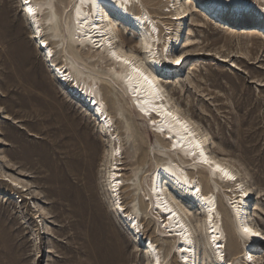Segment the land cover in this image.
<instances>
[{
	"label": "rangeland",
	"instance_id": "374dc122",
	"mask_svg": "<svg viewBox=\"0 0 264 264\" xmlns=\"http://www.w3.org/2000/svg\"><path fill=\"white\" fill-rule=\"evenodd\" d=\"M186 1V8L193 6L190 15L207 25L198 28L190 20L186 27V21L183 34L190 29V47L197 45L199 50L212 51L213 56L187 60L181 67L171 65L168 86H173V91L169 89L172 103L208 134L215 156L229 160L245 183L253 186L257 195L252 197L251 221L264 230V36L252 34L254 25L222 20L225 26L196 8V2L191 5ZM166 5L163 0H143L134 10L145 6L159 22L167 24L163 19ZM129 30L120 31L121 37L132 42L127 41L123 50L132 49L140 57L137 37L128 34ZM181 46L182 42L175 52L181 53ZM60 57L58 53V61ZM221 57L229 62L223 63ZM178 84L183 93L176 90ZM59 85L34 48L18 0H0V264H148L143 246L133 242L131 229L111 210L104 187L107 138L97 132L82 104L70 99ZM105 89L114 114L115 99ZM136 112L127 118L149 145L138 136L128 142L123 120L115 119L122 138L121 167L127 185L132 183L129 179L134 169L141 168L143 173L152 170L155 153L162 149L149 123ZM6 176L19 179L25 188L4 181ZM198 177L210 190L206 173ZM127 185L120 196L129 211L136 197ZM224 192L218 198L227 231L226 259L233 261L244 242L236 237ZM138 199L144 215L147 201L141 196ZM142 227L144 239H152L163 255L169 254L168 264H179L171 251L173 243L163 238L156 219H144ZM257 247L256 261L264 264V241ZM234 263L244 264L241 256Z\"/></svg>",
	"mask_w": 264,
	"mask_h": 264
},
{
	"label": "bare ground",
	"instance_id": "6f19581e",
	"mask_svg": "<svg viewBox=\"0 0 264 264\" xmlns=\"http://www.w3.org/2000/svg\"><path fill=\"white\" fill-rule=\"evenodd\" d=\"M163 1H167L163 11L167 24L159 22L145 6L134 10L143 0H18L34 48L40 52L51 77L60 88L66 89L70 99L82 104L84 112L96 124L97 132L107 138L108 170L104 187L111 210L131 229L135 244L144 242L143 253L148 264L169 263V254L163 255L156 242L152 239L147 242L144 235L140 236L144 219L151 218L156 219L163 238L173 243L171 251L179 264H209V261L210 264H235L240 256L244 264H263L256 261L254 252L257 244L264 241V230L253 225L250 212L255 206V199H251L257 192L245 183L229 160L215 156L208 134L202 133L173 105L170 93L173 86H168L169 80L157 77L158 71L162 76L172 77L170 64L176 67L190 59L213 56L212 51L199 50L197 45L190 47L193 41L187 36L190 29L183 34L186 21V27L190 20L198 28H205L207 23L190 15L193 6L186 8V0ZM195 2L205 11L219 15L227 24L254 25L252 34L264 36V0H189L187 3L195 5ZM121 28L130 29L128 34L132 32L137 37L140 57L132 49L123 50L127 41L132 42L121 37ZM162 29L167 30V37H161ZM160 39L165 43L163 58L155 50L154 41ZM181 42L184 49L177 53L175 50ZM58 53L61 61L57 59ZM221 58L223 63L229 62L227 57ZM133 68L139 69L143 76ZM103 87L115 99L114 114L108 107ZM177 88L183 93L181 85ZM134 110L149 123L162 149L154 154L156 161L152 170L143 173L141 168L134 169L129 179L132 183L127 185L121 167L122 138L115 129V119L123 120V135L128 142L138 136L149 145L147 138L127 118ZM217 165L235 179L225 177L216 169ZM204 172L211 186L208 191L198 177ZM7 177L4 181L25 188L19 179ZM126 185L136 197L129 211L125 210L120 196ZM223 189L236 237L244 242V248L234 254L233 261L226 259L227 231L218 198ZM139 196L147 201L144 215L137 201ZM119 210L122 211L119 213ZM245 228L252 229L256 235L247 234Z\"/></svg>",
	"mask_w": 264,
	"mask_h": 264
},
{
	"label": "snow or ice",
	"instance_id": "6c2138e0",
	"mask_svg": "<svg viewBox=\"0 0 264 264\" xmlns=\"http://www.w3.org/2000/svg\"><path fill=\"white\" fill-rule=\"evenodd\" d=\"M25 2H27V0H25ZM34 12H35V10H33V14H34ZM113 55L115 56L116 54L113 53ZM117 59H120V58L117 57ZM123 62L126 63V64L129 63L127 60H124ZM177 63H179V61H177ZM133 71H134V72H137V73H139L141 76H143V73H142V72H139V69L133 68ZM145 79H147V78L145 77ZM169 115H171V113H169ZM202 155H203V153H202ZM204 162H205V163L208 162L206 158H205ZM216 169H217L218 171L222 172V173L224 174V176L227 177L228 179H235V177L232 176L230 172H228V171H227L226 169H224V168H221L219 165L216 166ZM244 231H245L247 234H249V235H256V233H254V232L252 231V229H250V228H245ZM157 264H159V261H157Z\"/></svg>",
	"mask_w": 264,
	"mask_h": 264
}]
</instances>
